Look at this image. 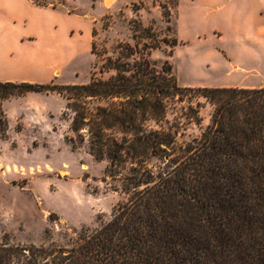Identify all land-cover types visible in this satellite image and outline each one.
<instances>
[{
	"label": "trees",
	"instance_id": "16d2710c",
	"mask_svg": "<svg viewBox=\"0 0 264 264\" xmlns=\"http://www.w3.org/2000/svg\"><path fill=\"white\" fill-rule=\"evenodd\" d=\"M125 49L123 62L108 63L114 76L61 88L71 130L87 127L89 151L108 161L104 178L120 201L64 244L2 239L0 264H264V87L197 88L213 111L185 140V126L201 121L199 105L181 95L192 89L149 60L130 65ZM48 87L4 82L0 99ZM170 103L180 111L173 123Z\"/></svg>",
	"mask_w": 264,
	"mask_h": 264
},
{
	"label": "rangeland",
	"instance_id": "374dc122",
	"mask_svg": "<svg viewBox=\"0 0 264 264\" xmlns=\"http://www.w3.org/2000/svg\"><path fill=\"white\" fill-rule=\"evenodd\" d=\"M222 1L51 0L60 8L34 11L17 32L2 30L8 34L0 40V83L50 87L0 99V241L64 244L81 228L109 219L121 197L104 178L108 161L91 155L87 127L71 130V100L61 88L114 76L108 63L123 62L125 48L130 65L149 60L176 87L192 89L181 95L199 105L201 121L185 126V140L205 129L213 111L197 88L226 87L237 80L264 84V37L259 44L237 43L234 25L215 8ZM237 2L228 4L231 20ZM19 33L28 38L16 44ZM236 63L263 70V76L233 74ZM169 105L167 120L173 123L180 111L177 103Z\"/></svg>",
	"mask_w": 264,
	"mask_h": 264
},
{
	"label": "crops",
	"instance_id": "0c3cea01",
	"mask_svg": "<svg viewBox=\"0 0 264 264\" xmlns=\"http://www.w3.org/2000/svg\"><path fill=\"white\" fill-rule=\"evenodd\" d=\"M45 1V0H44ZM51 1V0H50ZM49 0H46L48 5H38L33 0H0V40L7 37V32H3V29L18 30L20 27H24L29 23V15L32 16L36 10H57L60 5L51 6ZM55 4H61V0H52ZM216 3L218 0H210ZM231 0H224L215 8H221L225 12V20L234 25L236 29L235 40L237 43L254 42L258 43L260 38L264 37V0H238L237 2V15L231 18L227 14V10L230 7L228 5ZM231 21V22H230ZM229 26V25H228ZM14 31V32H15ZM17 32V31H16ZM28 38L27 35L19 33L15 35L14 41L16 44L22 43L24 39ZM259 44V43H258ZM264 67V65H263ZM234 73H242L244 77H250L252 73H256V77L263 76V70L258 68H245L244 66L236 63L233 67ZM257 72H254V71ZM232 74V73H231ZM234 81L238 85H228L226 87H238V88H256L255 86L244 85L247 81ZM239 82V83H238ZM244 82V83H243ZM243 83V84H242ZM241 84V85H240ZM264 87V84L257 86Z\"/></svg>",
	"mask_w": 264,
	"mask_h": 264
},
{
	"label": "bare ground",
	"instance_id": "6f19581e",
	"mask_svg": "<svg viewBox=\"0 0 264 264\" xmlns=\"http://www.w3.org/2000/svg\"><path fill=\"white\" fill-rule=\"evenodd\" d=\"M111 0H106V2L108 3V2H110Z\"/></svg>",
	"mask_w": 264,
	"mask_h": 264
}]
</instances>
